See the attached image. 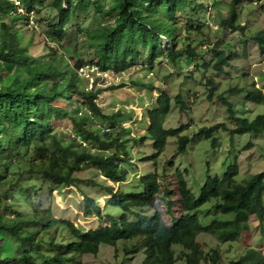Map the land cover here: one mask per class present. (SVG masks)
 <instances>
[{"label": "trees", "instance_id": "trees-1", "mask_svg": "<svg viewBox=\"0 0 264 264\" xmlns=\"http://www.w3.org/2000/svg\"><path fill=\"white\" fill-rule=\"evenodd\" d=\"M240 1L230 0L213 38L226 29L243 32L237 9ZM43 4L44 0H0V264H80L84 254H96L101 245L114 246L119 240L125 243V254H144L141 264H174L176 246L182 248L186 264H201L203 260L220 264L219 251L205 252L196 236L206 233L219 243H233L241 240L249 228L250 216L263 221L264 171L244 176L235 162L221 175L208 176L196 196L188 187L184 173L187 169L178 167L174 171L178 198L171 200L173 191L162 182L167 179L166 160L161 172L151 170L136 175L132 154L126 147L134 138H108L110 127L105 126L109 130L102 131L88 123L89 118L95 122L113 120L121 113L106 114L98 103L101 90L82 87L77 72L78 67L86 65L102 72L125 71L143 55L141 49L146 51L148 62L166 56L179 69L199 55L197 46L203 43L196 46L192 35H202L210 28L206 16L209 6L204 0H52L56 22L43 31L49 41L62 48H66L61 44L69 34L67 24L76 20L78 13L91 11L97 17L95 25L85 33L91 57L84 59L77 51L68 53L76 58L71 63L52 46L45 53H35L31 39L26 43V35L32 33V29H26L32 20L30 14L36 18L39 9L35 6ZM216 4L213 0L212 5ZM249 37L264 52V28ZM134 41L141 49L132 44ZM211 46L213 67L223 73L237 52L230 43L218 39ZM215 86L212 81L209 98ZM230 90L245 93L244 102L264 104V88L254 83ZM218 96L235 125L233 129H226L223 122L201 127L196 134L210 139L212 148L218 144L215 133L222 129L229 130L231 137L264 131V112L252 119L238 115L234 102L224 92ZM174 100L185 107L181 93ZM171 102L170 95L159 89L148 109L146 134L154 153L145 160L156 163L169 137H176L178 154L188 152L191 137L184 133L186 125L165 126ZM61 126L68 131L63 133ZM91 166L114 183L131 181L128 187L116 191L105 187L109 195L105 210L94 197L84 195L83 213L105 218L108 224L86 230L68 218L55 216L50 207L27 213L14 207L19 190L24 189L26 196L32 197L38 189L32 181L38 177L56 188L75 186L77 173ZM164 194L168 197V210L172 203H177L180 210L168 222L155 209L159 195ZM107 207L117 211L108 212ZM199 212L209 222L203 223ZM62 231L67 238L63 239ZM230 248L233 250L231 245ZM223 264H264V255L248 247L235 260Z\"/></svg>", "mask_w": 264, "mask_h": 264}, {"label": "rangeland", "instance_id": "rangeland-1", "mask_svg": "<svg viewBox=\"0 0 264 264\" xmlns=\"http://www.w3.org/2000/svg\"><path fill=\"white\" fill-rule=\"evenodd\" d=\"M213 0H204V4L209 6L206 12L208 18V29L199 36L192 35L194 44L197 46L202 42V46H197L199 52L197 56L192 57L187 64L177 68L167 59L166 56L160 57L154 62H148L145 58L146 51L139 47L137 41L132 44L141 49L143 54L135 60L130 68L125 71L116 73L112 70L102 72L93 66L78 67V76L81 78L80 85L87 89H100L98 103L103 106L106 114L118 113L113 120L94 121L89 118L88 123L93 127L106 128L110 127L108 138L118 137L122 139L134 138V141L126 144L132 154V163L136 166L134 173H146L151 170L162 171L163 161L166 160L168 165L167 179L163 180V185H167L173 192L170 199H177L178 186L176 182L175 169L186 168L185 178L188 187L197 196L199 187L208 176L221 175L229 165L237 163L238 171L241 175H250L264 171V131L258 135L252 133L235 134L231 137L229 130H220L215 133L218 138V144L212 148L210 139H204L196 133L201 127L211 126L223 122L226 129H233L234 122L228 117V110L219 99L221 93L234 102L236 114L245 115L250 119L258 113L264 112V104H251L244 102L243 92H234L231 87L248 86L254 83L257 87L264 88V52L259 48L249 36L259 29L264 28V0H241L237 4L239 11L240 24L244 26L243 32L224 30L223 34L212 37L214 31H218L217 22L221 16H226L230 0H216V5H212ZM52 0H44L43 5H36L39 14L35 18L31 13V21L28 27L32 29L30 35H26V43L31 39V48L35 53L46 52L48 46L56 49L62 59H69L71 63L76 58H71L68 53L73 54L77 51L82 57H91V49L85 40L86 30L95 25L97 17L89 12L77 14L69 26V34L61 45L57 42L49 41L44 34L43 28L51 27L50 25L56 20V11L51 7ZM38 21V22H37ZM108 22H111V20ZM71 25V26H70ZM66 26V24H64ZM83 33V34H82ZM32 35V37H30ZM30 37V38H29ZM249 37V38H247ZM246 38V41H245ZM163 39V48L166 47L165 38ZM215 39L220 42L230 43L232 49L235 48L237 57L230 61L225 67V72L217 73L213 67V53L211 44ZM210 41V44H206ZM219 47V46H218ZM69 49V51L67 50ZM208 63L209 66L203 65ZM215 83V90L208 97L211 82ZM159 89L166 91L171 99V110L165 119L166 127H179L186 125L184 131L191 137L186 154L176 152V137H169L166 141L165 151L157 157L156 163L145 160L147 155L153 154V145L151 139L147 136L148 109L154 104ZM181 93L185 107L181 108L174 97ZM85 110H82L84 112ZM61 131L66 133V126H61ZM143 137V138H140ZM109 153V152H108ZM173 166H170L169 164ZM79 178L75 186H57L46 184L43 180L36 179L32 183H37V190L31 198L25 194V190H19L20 195L14 202V207L23 213L38 208L50 207L52 213L57 217L70 219L75 225L83 229H91L108 224L107 219H99L95 215H86L83 213V197L88 195L94 197L105 210L106 194L105 187H113V190H120L128 187L131 183L127 180L122 183H114L106 179L93 166L85 167L77 173ZM177 189V190H176ZM167 194L159 195V200L155 209L162 213V218L168 222L171 215H177L180 211L177 203H172L170 211L168 210ZM108 212L117 211V208L107 207ZM201 221L206 220L204 214ZM249 228L242 234L241 240L233 243H219L214 236L200 233L196 236V241L201 248L207 252L210 249H217L222 256L220 264L227 263L230 259L237 258L248 247L256 248L264 255V220L258 222L254 215L248 220ZM61 232L63 239L67 238ZM125 243L119 240L116 245H101L96 254L87 253L80 259V264H113L124 261L125 264H141L144 254L141 252L125 254ZM233 247V250L230 248ZM180 246L174 247V264H186L184 254ZM201 264H210L203 260ZM213 264V263H211Z\"/></svg>", "mask_w": 264, "mask_h": 264}, {"label": "built area", "instance_id": "built-area-1", "mask_svg": "<svg viewBox=\"0 0 264 264\" xmlns=\"http://www.w3.org/2000/svg\"><path fill=\"white\" fill-rule=\"evenodd\" d=\"M109 130V128H102V131H108Z\"/></svg>", "mask_w": 264, "mask_h": 264}]
</instances>
